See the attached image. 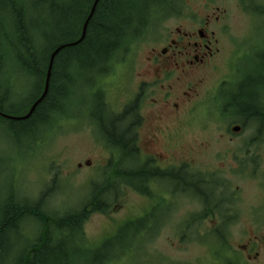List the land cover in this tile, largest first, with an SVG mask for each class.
I'll use <instances>...</instances> for the list:
<instances>
[{
  "label": "trees",
  "instance_id": "1",
  "mask_svg": "<svg viewBox=\"0 0 264 264\" xmlns=\"http://www.w3.org/2000/svg\"><path fill=\"white\" fill-rule=\"evenodd\" d=\"M169 1L99 0L82 42L62 49L55 56L47 94L32 114L19 121L0 116L4 136L16 140V143L19 139H28L44 128L50 129L48 124L65 118L74 119V115H69L73 108L70 100L79 85L81 89H87L89 105L94 102L86 119L96 128L110 154L101 178L88 186V195L74 210L57 214L45 209L44 200L49 189L43 191L36 202L18 198V192L9 197L12 201L0 210V255L11 257L15 253L17 256L12 264H118L137 248L149 257L145 254L147 246L159 236L167 218H161L156 224L153 222L155 214L145 211L144 216L116 225L112 236L95 244L84 236V224L95 213L108 214L113 204L111 201L122 194L123 188L140 193L148 184L168 175L159 171L154 174L150 160L141 154L137 140L140 119L135 103L126 106L121 114L107 111L108 114L104 115L97 109L104 103L109 86L107 78L117 72L115 65L124 64L126 53L140 40L139 34L146 33L158 11ZM93 2L0 0V113L15 118L28 114L43 92L51 54L59 46L72 44L80 38ZM241 4L248 14L253 12L252 30L256 27L260 34H264V4L257 0H241ZM239 48L242 49V58L252 62L247 70H240L237 66L230 69L232 74L235 69L241 72L236 90L228 104L220 102L219 97L213 106L215 111H221L233 110V104L236 105L238 112L244 115L240 133L247 130L250 121L257 124L245 142L248 146L261 143L264 137V45L258 48L245 40L235 47V52ZM16 84L21 85L18 92ZM26 86L28 93L24 91ZM172 174L176 183L183 178L182 190L205 193L209 204L220 206L226 203L234 209L238 202V193L222 178L204 176L197 171H191L192 178H186L184 166ZM204 206L208 207V204ZM27 220L28 226L35 228L30 238H25L27 232L23 231ZM28 226L27 231L31 229ZM188 233L184 232L181 239H189ZM204 233L209 238L216 234ZM12 234L17 235L23 245H11ZM212 238L216 244L225 243L224 232ZM217 253L220 255L218 250ZM224 256L229 255L224 252ZM233 257L236 256L227 259L214 255L212 259L214 264H241L237 257Z\"/></svg>",
  "mask_w": 264,
  "mask_h": 264
},
{
  "label": "rangeland",
  "instance_id": "2",
  "mask_svg": "<svg viewBox=\"0 0 264 264\" xmlns=\"http://www.w3.org/2000/svg\"><path fill=\"white\" fill-rule=\"evenodd\" d=\"M206 3L209 6L206 8L208 14L214 12L225 16L220 23L228 24L230 34V38L221 40V53L208 62L198 76L205 80L204 89L211 93L221 78L232 80L230 69L236 66L242 70L249 68L252 61L243 59L242 49H236V53L235 47L246 40L251 46L260 48L264 45V34H260L256 27L252 30V18L244 13L241 0H206ZM195 4L194 13L204 15L203 10L197 7L198 0H195ZM176 24L175 21L161 23L158 33L166 34ZM154 38L156 36L150 42L146 40L145 44L140 39L126 53L124 64L115 65L117 75L108 80L109 86L104 96L105 103L115 113L131 104L141 79L149 80L138 74L152 68V62L147 59L152 57ZM188 79L172 82L174 90L171 97L160 100L157 106L152 104L155 97L147 96V104L143 110L144 125L139 132L143 157L163 152L167 156L163 159L170 165L180 167L182 163H186L190 166L189 171L222 178L239 192L237 210L240 218L238 226L230 230L229 243L237 253L240 260L238 263L264 264V137L261 143L247 146L245 142L257 124L250 121L247 130L238 135L232 134L230 129L241 126L243 119L240 116L231 119L218 117L214 113L213 104L209 105L210 102H207L209 97L201 101L199 106L196 105L193 113L187 111L188 99L191 102L193 97L191 94L186 100L183 99ZM229 86L233 87L230 82ZM20 88L21 85L16 84V92ZM77 88L70 100L73 108L71 107L69 115H74V119L65 118L48 124L50 129L44 128L33 137L19 139L17 143L4 136L5 133L0 128V210L12 201L9 197L15 192H18V198L36 202L40 194L49 189V195L44 200L45 209L63 214L83 203L89 192L88 186L101 178L110 154L96 128L86 119L88 109L93 108L94 102L89 105L87 89H81L79 85ZM24 91L28 93V86L24 87ZM174 103L178 104L177 108ZM153 136L158 141L150 145L149 141ZM122 194L111 201L113 204L108 214L95 213L84 224V236L92 243H99L103 238L112 236L116 225L145 215L147 202L128 189L123 188ZM181 195L176 194L177 205L175 213L170 216V222L160 230L155 241L147 246L145 254L149 257L137 248L118 264H214L208 254L210 247L197 243L196 238L203 231H192L193 239L189 243L181 242L182 234L188 231L184 226L182 233L178 226L181 227L184 219L199 209L195 200ZM28 222L29 220L23 225V231L27 232L25 238H30L35 229L29 227ZM27 226L31 228L29 231ZM248 240H252L256 251L260 249L257 257L253 256V252L247 254L252 256L250 260H247L245 253L239 251L240 246L245 245ZM10 243L13 246L23 245L15 234L10 236ZM3 256L0 255V264H12L17 255L13 253L11 257Z\"/></svg>",
  "mask_w": 264,
  "mask_h": 264
},
{
  "label": "flooded vegetation",
  "instance_id": "3",
  "mask_svg": "<svg viewBox=\"0 0 264 264\" xmlns=\"http://www.w3.org/2000/svg\"><path fill=\"white\" fill-rule=\"evenodd\" d=\"M257 1L264 4V0ZM169 2L170 3H168L164 9L158 11L155 18L148 26L146 33L139 34V38L144 40L140 41L142 44L147 43L145 42L146 40H149L150 42V40L156 36V38L152 40V46H154L152 50V57L147 59L152 62V64H150V67L152 68L146 70L143 74H138L139 77H148L149 80H140L137 85L135 97L131 100V103H135L136 105L140 119L137 130V140L141 154L142 149L139 144V132L142 130L144 125L143 110L147 104V96L153 95L155 99H153L152 104L157 106L160 100H168L169 97H171L172 91L174 90L172 84L175 81L189 78L187 81V92H184L183 99L186 100V98H189L191 94H193V97L191 102L188 99V107L186 108L187 111L193 113L196 110V105L199 106L201 101L207 97H209L207 102L213 100L209 103V105L213 104L214 100L219 97L223 99L219 98L220 102L225 101V103L228 104L229 99L232 98V95L236 90L237 79L241 73L239 71L242 70L235 69L234 73L231 75L232 80L221 78L217 81V86L213 92L209 93L205 90V80L202 77L198 78V76H200V73L204 71L208 62L221 53V40H224V38H230V34H228L229 28H227L228 24L225 22L220 23V20H223L225 16L216 15L214 12L208 14L206 12V8L209 6L207 5L206 0H198L197 5L198 8L203 10L204 15H196L194 13L196 9L195 0H170ZM244 13L253 18V12L252 14H248V11H245ZM168 21H175L177 23L176 27H173L174 29L170 30L166 34H159L158 27L161 23L165 24ZM218 23H220V25ZM114 75H117V72L115 74H111L107 80ZM229 82L233 85L232 88L229 86ZM164 85H166L165 88ZM106 104L107 103L104 101L103 105L99 106L97 109L98 112H101L104 115H107L108 113H123V110L115 113L110 105L106 106ZM128 105L129 104L125 105L123 109ZM174 107L177 108L178 104L174 103ZM212 107L214 109L213 105ZM233 107V110L229 108L230 110L224 109L221 111H214V113L217 114L218 117L223 118H236L244 116L242 113L238 112L236 105L233 104ZM156 129L161 131L160 127H157ZM238 134H240V132L234 135ZM154 141H158L155 136H153L152 140L149 141L150 145L154 144L152 143ZM145 157L150 160L148 162L149 165H151L154 174L157 171H159L160 174H164L165 172L168 173L166 178L159 179V181L148 184L145 191L140 193L134 192L141 200L148 203L146 211L155 214L156 217H153V222L157 224V222H160L161 218H167L165 222L169 223L170 216L175 213L177 205L175 201L177 197L176 194H179V196L184 194L187 198L195 200L199 209L190 213V215L184 219L181 227L180 225L178 226L181 230H183L182 228L185 226L186 230L189 232L188 234L190 235L189 239H181V242L189 243L190 240L193 239L190 232L203 231V233H200L197 236V243L210 247L208 254L212 262L214 255L219 256L220 258L226 257L227 259L232 258V256L237 257V253L230 245L229 239L231 236V228L238 226L237 223L240 218V213L237 210L239 205V192L236 191L238 193V202L235 203L234 209L226 205V203H223V205L220 206H216L214 203L209 204L205 198V193L200 191L182 190L183 185L181 182L183 178H179V183L175 182L172 173L174 170L181 168L182 166H184L185 177L192 178L190 177L191 171H189L188 167L190 166L188 164L182 163L180 167L170 165L167 163L168 161L163 159L167 157L163 155V152H158L156 155L151 154ZM160 180H162L163 183H160ZM180 186L181 189H179ZM162 188L167 190L163 191ZM218 195L222 196L223 194L218 193ZM204 204H208V207H205ZM166 223H163V225H166ZM204 232H216L213 236H217L219 232H224L225 243L223 245H221V242L216 244L215 240L212 238L213 236L209 238L208 235L205 236ZM213 248H215L216 251H214ZM217 250L220 252V255L217 253ZM239 251L246 254L247 260H250L252 257L247 255L249 253L253 252V256L255 257L260 254V249L258 248L256 251L252 240H248L245 245L240 246ZM224 252H226L230 257L224 256ZM242 255L244 256V254Z\"/></svg>",
  "mask_w": 264,
  "mask_h": 264
},
{
  "label": "water",
  "instance_id": "4",
  "mask_svg": "<svg viewBox=\"0 0 264 264\" xmlns=\"http://www.w3.org/2000/svg\"><path fill=\"white\" fill-rule=\"evenodd\" d=\"M98 1L99 0H94V2L92 4V7H91L90 12H89V15L87 16V18H86V20H85V22H84V24L82 26V32H81L80 38L76 42H74L72 44L59 46L51 54L50 59H49V64H48L47 72H46V75H45L43 92H42L41 96L38 98V100L31 106L28 114L26 116L22 117V118H15V117H12V116L4 115L2 113H0V116H2L3 118H6L8 120L19 121V120H26L32 114V112L34 111V109L36 108V106L44 99V97L47 94L48 86H49V80H50V76H51V69H52L53 60H54L55 56L62 49L67 48V47L75 46V45H77V44H79V43L82 42V40L84 39L85 33H86L87 24H88L89 20L91 19V17L93 16V13L95 11V7H96ZM240 129H241L240 127L236 126V127H233L231 129V132L232 133H238V132H240Z\"/></svg>",
  "mask_w": 264,
  "mask_h": 264
}]
</instances>
